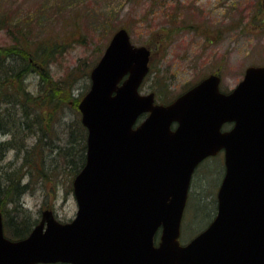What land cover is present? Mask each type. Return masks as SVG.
<instances>
[{"label":"water","instance_id":"1","mask_svg":"<svg viewBox=\"0 0 264 264\" xmlns=\"http://www.w3.org/2000/svg\"><path fill=\"white\" fill-rule=\"evenodd\" d=\"M149 55L125 28L113 33L77 105L87 134L75 216L62 222L45 209L12 240L0 211V264H264V65L248 66L229 92L212 73L160 104L139 92ZM220 150L216 214L181 245L192 173Z\"/></svg>","mask_w":264,"mask_h":264},{"label":"rangeland","instance_id":"2","mask_svg":"<svg viewBox=\"0 0 264 264\" xmlns=\"http://www.w3.org/2000/svg\"><path fill=\"white\" fill-rule=\"evenodd\" d=\"M120 27L128 29L133 43L151 49L150 73L140 91H155L159 101L173 99L213 72L221 76V90L229 91L247 66L264 64V0H0V48L25 47L31 58L35 51L45 52L52 80L69 82L75 97L88 90L91 68ZM38 71L31 66L24 80L33 91L47 79ZM69 103L63 119L72 121L80 113L73 99ZM61 135L60 130L54 144L61 143ZM6 137L0 133V139ZM27 140L29 145L34 142L33 137ZM45 149L50 153L49 145ZM9 159H17L13 150L0 168ZM63 164L55 165L56 176L48 180L30 174L23 178L29 187L21 202L33 221L38 222L47 208L62 221L74 217V174ZM223 172L222 152L195 168L180 242L190 240L214 217Z\"/></svg>","mask_w":264,"mask_h":264},{"label":"trees","instance_id":"3","mask_svg":"<svg viewBox=\"0 0 264 264\" xmlns=\"http://www.w3.org/2000/svg\"><path fill=\"white\" fill-rule=\"evenodd\" d=\"M9 18L6 22L11 25ZM22 51L17 46L0 48V133L7 136L0 139V162L10 150L17 157L15 162L6 160V165L0 168V210L5 233L12 239L25 237L36 223L21 202L29 187L23 178L30 174L48 180L56 176L53 169L58 162L64 163L75 175L85 161L86 130L80 115L72 121L63 119L72 99L73 108L79 112L77 104L81 96H73L69 82L52 80L48 68L51 59L45 52L35 51L31 58L29 49L23 47ZM31 66L42 70L38 71L40 76L47 78L36 91L29 89L24 81ZM60 130L62 141L54 144ZM29 137L34 138L31 145ZM48 145L50 153H46Z\"/></svg>","mask_w":264,"mask_h":264}]
</instances>
